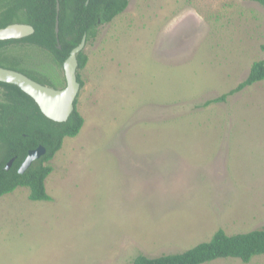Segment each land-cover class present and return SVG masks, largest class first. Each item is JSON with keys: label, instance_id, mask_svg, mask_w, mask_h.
Instances as JSON below:
<instances>
[{"label": "rangeland", "instance_id": "obj_1", "mask_svg": "<svg viewBox=\"0 0 264 264\" xmlns=\"http://www.w3.org/2000/svg\"><path fill=\"white\" fill-rule=\"evenodd\" d=\"M263 45L251 0H129L83 51L84 126L50 162L52 200L28 188L0 197V264H134L219 230H264V81L203 107L247 79ZM6 54L66 87L48 51Z\"/></svg>", "mask_w": 264, "mask_h": 264}, {"label": "trees", "instance_id": "obj_2", "mask_svg": "<svg viewBox=\"0 0 264 264\" xmlns=\"http://www.w3.org/2000/svg\"><path fill=\"white\" fill-rule=\"evenodd\" d=\"M264 8V0H251ZM60 13H57V3ZM129 0H0V28L15 22L30 24L35 33L23 40H0V66L21 72L33 80L49 85L45 78L22 69L17 59L8 60V46L29 42L48 51L62 67L87 36V43L98 36L100 25L110 23L128 8ZM59 15V37L56 36V20ZM61 47V48H60ZM264 51V45L262 46ZM78 81L83 87L79 71L87 66V56L78 55ZM264 81V59L253 64L247 79L238 87L216 99L208 100L204 108L225 103L230 96L238 94L258 82ZM0 197L18 188L30 190L32 201H51L47 194L46 180L52 174L50 162L62 149L66 138H75L84 126V119L76 108L65 123L47 118L37 103L15 85L0 82ZM46 153L24 172L20 168L28 153L38 147ZM13 164L9 170L10 161ZM264 255V230L245 234L227 235L217 231L209 242L177 254L148 258L140 255L134 264H206L219 259H240L250 263L256 256Z\"/></svg>", "mask_w": 264, "mask_h": 264}, {"label": "water", "instance_id": "obj_3", "mask_svg": "<svg viewBox=\"0 0 264 264\" xmlns=\"http://www.w3.org/2000/svg\"><path fill=\"white\" fill-rule=\"evenodd\" d=\"M57 13H60V4L57 3ZM56 35L59 37V15L56 20ZM34 33V28L25 25H10L0 29V40H20ZM87 45V36H84L82 43L75 48L70 57L64 63V70L67 85L63 89H55L43 85L27 75L0 67V82L12 84L20 88L29 95L39 106L42 113L49 119L65 123L69 120L74 112L76 101L81 91V84L78 81V55L84 51ZM61 48V47H60ZM46 153V149L42 146L35 150H31L20 168V173H24L33 162L39 160ZM13 164V160L9 162L7 170Z\"/></svg>", "mask_w": 264, "mask_h": 264}, {"label": "flooded vegetation", "instance_id": "obj_4", "mask_svg": "<svg viewBox=\"0 0 264 264\" xmlns=\"http://www.w3.org/2000/svg\"><path fill=\"white\" fill-rule=\"evenodd\" d=\"M16 24H19V25H25V26H29V27H32L33 28V26L32 25H30V24H26V23H24V22H15V23H12V24H9V25H7L6 27H8V26H10V25H16ZM6 27H4V28H6ZM0 29H3V28H0ZM34 33H35V29H34ZM33 33V34H34ZM33 34H31V35H33ZM57 36V35H56ZM28 37H30V36H28ZM28 37H26V38H28ZM26 38H24V39H26ZM14 40H16V39H14ZM20 40H23V39H20ZM4 41H7V40H4ZM16 45H18V46H20V47H24V46H26V47H30V48H32V47H37V46H35V45H33V44H31V43H29V42H21V43H15V44H11V45H9L8 46V49H9V47H12V46H16ZM39 48V47H38ZM20 60V59H19ZM19 62V64L21 65V63H22V61L20 60V61H18ZM1 67V66H0ZM63 67H64V65H63ZM2 68H4V67H2ZM21 68L22 69H26V70H28L26 67H24V66H22L21 65ZM6 69H8V68H6ZM30 71V70H29ZM30 73H33L34 75H36V76H39L38 74H36L37 72L34 70L33 72L32 71H30ZM39 77H42V76H39Z\"/></svg>", "mask_w": 264, "mask_h": 264}, {"label": "clouds", "instance_id": "obj_5", "mask_svg": "<svg viewBox=\"0 0 264 264\" xmlns=\"http://www.w3.org/2000/svg\"><path fill=\"white\" fill-rule=\"evenodd\" d=\"M83 52V51H82Z\"/></svg>", "mask_w": 264, "mask_h": 264}]
</instances>
